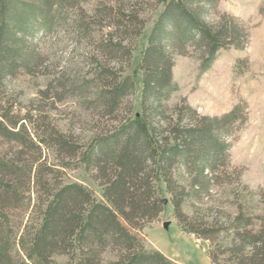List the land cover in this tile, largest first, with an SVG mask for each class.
Masks as SVG:
<instances>
[{
    "label": "trees",
    "instance_id": "trees-1",
    "mask_svg": "<svg viewBox=\"0 0 264 264\" xmlns=\"http://www.w3.org/2000/svg\"><path fill=\"white\" fill-rule=\"evenodd\" d=\"M217 1L160 0L163 8L140 61L137 112L130 100L136 80L123 76L124 66L115 63L129 64L133 57L135 40L145 26L139 11L110 4L92 16L82 11L67 22L83 39L93 37L94 24L110 28L96 40L97 54L87 74L61 71L55 80L62 93L82 98L86 109L97 111L106 125L86 144L56 128L36 140L24 119L0 114V136L20 147L15 155L0 157V264H178L143 245L141 230L165 208L161 183L172 197L182 229L211 242L207 253L214 264H264V215L250 209L255 193L240 177L238 185L249 193L236 195L233 213L201 215L198 205L207 204L220 183L235 182L227 170V137L245 121L246 105L238 103L222 115H202L186 99L169 105L178 89L173 74L176 55L194 48L200 77L220 49L247 43L242 20L211 18ZM66 3L0 0V85L20 66L40 63L29 40L40 29L51 31L61 21ZM44 146L54 149L63 162L79 159L102 187L103 198L84 183L60 178V169L41 159ZM257 194L264 210V188ZM16 209L23 213L19 223L12 219ZM14 241L19 246L15 252ZM106 250L115 257L104 261Z\"/></svg>",
    "mask_w": 264,
    "mask_h": 264
},
{
    "label": "rangeland",
    "instance_id": "rangeland-1",
    "mask_svg": "<svg viewBox=\"0 0 264 264\" xmlns=\"http://www.w3.org/2000/svg\"><path fill=\"white\" fill-rule=\"evenodd\" d=\"M74 2V5H73ZM116 5L123 9L134 8L145 19L142 33L133 46V57L129 64L117 62V67L124 66L123 76L133 75L136 89L130 100L134 111L140 110L142 89V71L140 61L148 34L158 14L163 8L160 0H67L65 8L59 14L60 20L51 31L40 29L33 46L38 54V62L31 67L20 66L15 74L7 75L0 85V114L8 113L11 119H24L36 140L44 137L50 128L65 133H72L76 139L86 144L101 128L106 125L100 120L97 111L87 110L83 99L62 93L56 87L55 80L61 71L69 74L85 75L92 69V55L97 54L96 40L106 36L110 28L92 25V36L80 38L73 27L68 25L72 18L84 11V15L96 14L98 8ZM264 0H218L211 18L220 21L224 16L236 17L245 23L248 38L241 48L229 45L220 49L211 68L199 77L200 57L190 47L188 54L175 57L174 78L178 89L172 94L169 105L172 107L186 99L202 115H222L238 103L246 105L245 121L232 132L227 140L229 149L228 171L232 173L234 183L227 181L215 187L207 204L198 203L201 215L217 216L222 211L233 213L236 209L231 204L236 195H246L237 179L254 192L250 209L264 215L258 192L264 188V13L261 9ZM42 60V62H41ZM18 145L0 136V157L12 156L19 151ZM29 156V153L26 154ZM27 156V157H28ZM43 161L60 169L58 175L66 182H81L88 185L103 198L102 187L90 178L84 164L79 159H66L54 149L43 147ZM160 196L169 201L159 218L147 224L142 230L143 245L146 250H160L178 264H214L207 250L210 241L197 238L179 225L173 210L172 197L161 183ZM185 211L192 214L194 209L185 206ZM12 216L16 223L23 220V213L18 209ZM25 222V220H24ZM169 222L168 228L164 226ZM218 244V239H217ZM12 249L18 251L14 241ZM115 257V252L106 250L102 254L104 261ZM60 260H63L61 258Z\"/></svg>",
    "mask_w": 264,
    "mask_h": 264
},
{
    "label": "water",
    "instance_id": "water-1",
    "mask_svg": "<svg viewBox=\"0 0 264 264\" xmlns=\"http://www.w3.org/2000/svg\"><path fill=\"white\" fill-rule=\"evenodd\" d=\"M168 201H169V200H168L167 198H164V199H163L164 204L168 203ZM164 226H165L166 228H168V226H169V222H165V223H164Z\"/></svg>",
    "mask_w": 264,
    "mask_h": 264
}]
</instances>
